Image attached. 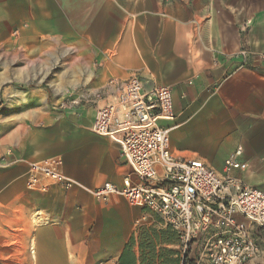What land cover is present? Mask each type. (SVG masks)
<instances>
[{
	"label": "crops",
	"instance_id": "0c3cea01",
	"mask_svg": "<svg viewBox=\"0 0 264 264\" xmlns=\"http://www.w3.org/2000/svg\"><path fill=\"white\" fill-rule=\"evenodd\" d=\"M244 44L264 49V0H0V50L12 69L0 77V159L11 150L6 161H22L0 165V264H119L132 241L141 264V230L169 227L121 196L26 188L28 164L53 157L88 189L137 183L119 147L91 129L103 103L56 109L113 78L171 88L172 152L222 174L241 149L248 169L233 176L264 192V64L240 69L232 55ZM258 234L247 264H264Z\"/></svg>",
	"mask_w": 264,
	"mask_h": 264
},
{
	"label": "built area",
	"instance_id": "2783aa9c",
	"mask_svg": "<svg viewBox=\"0 0 264 264\" xmlns=\"http://www.w3.org/2000/svg\"><path fill=\"white\" fill-rule=\"evenodd\" d=\"M232 58L240 62V69L253 61L264 64V49L254 52L244 44ZM82 103L95 107L103 103L91 129L119 147L137 183L125 178L121 186L106 183L88 189L63 173L61 157H53L28 164L24 175L28 190L48 192L58 185L65 190H85L104 202L124 197L177 232L178 252L193 264H247L258 255V231L264 232V192L233 176L248 169L241 149L228 156L222 174L201 160L172 152L171 133L178 125L171 88H146L140 76L133 74L125 80L110 79L80 98L69 96L56 109ZM11 155L8 150L0 165L22 162H7Z\"/></svg>",
	"mask_w": 264,
	"mask_h": 264
},
{
	"label": "trees",
	"instance_id": "16d2710c",
	"mask_svg": "<svg viewBox=\"0 0 264 264\" xmlns=\"http://www.w3.org/2000/svg\"><path fill=\"white\" fill-rule=\"evenodd\" d=\"M164 243L179 244L177 232L167 227L165 230H141L140 250L142 251L141 264H193L189 258H183L177 251H167L158 247ZM119 264H138V259L132 245L126 247Z\"/></svg>",
	"mask_w": 264,
	"mask_h": 264
},
{
	"label": "rangeland",
	"instance_id": "374dc122",
	"mask_svg": "<svg viewBox=\"0 0 264 264\" xmlns=\"http://www.w3.org/2000/svg\"><path fill=\"white\" fill-rule=\"evenodd\" d=\"M8 54L5 53L3 50H0V77L4 76L6 78V81L12 77V69H8L6 67V63L8 62ZM11 74V75H10ZM18 87H21L22 89H28L30 86L27 85H17ZM5 110H2L0 108V124L5 122L8 118L4 116Z\"/></svg>",
	"mask_w": 264,
	"mask_h": 264
}]
</instances>
